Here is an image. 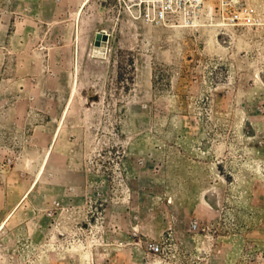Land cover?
I'll return each mask as SVG.
<instances>
[{
	"label": "rangeland",
	"instance_id": "374dc122",
	"mask_svg": "<svg viewBox=\"0 0 264 264\" xmlns=\"http://www.w3.org/2000/svg\"><path fill=\"white\" fill-rule=\"evenodd\" d=\"M232 1L0 0V264H264V0Z\"/></svg>",
	"mask_w": 264,
	"mask_h": 264
},
{
	"label": "built area",
	"instance_id": "2783aa9c",
	"mask_svg": "<svg viewBox=\"0 0 264 264\" xmlns=\"http://www.w3.org/2000/svg\"><path fill=\"white\" fill-rule=\"evenodd\" d=\"M180 1L184 4H187L188 6L197 7V6L204 4V2L207 0H180ZM231 5H234L237 8H241L239 12L233 14L234 18H238V17L244 18L245 16L248 15L247 7L242 6L241 0H233Z\"/></svg>",
	"mask_w": 264,
	"mask_h": 264
},
{
	"label": "bare ground",
	"instance_id": "6f19581e",
	"mask_svg": "<svg viewBox=\"0 0 264 264\" xmlns=\"http://www.w3.org/2000/svg\"><path fill=\"white\" fill-rule=\"evenodd\" d=\"M97 33V36L95 37V39H103L104 40V35H107L105 32H103V31H98V32H96ZM93 56V55H92ZM75 83L77 84V81H75ZM75 85V84H74ZM73 89H74V87H73ZM89 91V90H88ZM89 94V93H88ZM50 149V148H49Z\"/></svg>",
	"mask_w": 264,
	"mask_h": 264
}]
</instances>
